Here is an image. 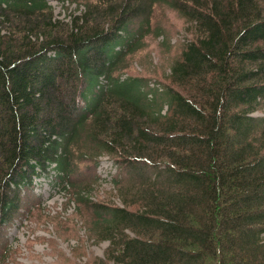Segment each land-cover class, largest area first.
Here are the masks:
<instances>
[{"label":"trees","instance_id":"1","mask_svg":"<svg viewBox=\"0 0 264 264\" xmlns=\"http://www.w3.org/2000/svg\"><path fill=\"white\" fill-rule=\"evenodd\" d=\"M56 1L82 8L64 21L48 0H0V227L32 178L75 185L91 125L138 203L93 204L100 264H264V0ZM157 3L191 31L166 83L115 76L161 35Z\"/></svg>","mask_w":264,"mask_h":264},{"label":"rangeland","instance_id":"2","mask_svg":"<svg viewBox=\"0 0 264 264\" xmlns=\"http://www.w3.org/2000/svg\"><path fill=\"white\" fill-rule=\"evenodd\" d=\"M48 5L54 18L64 21L70 12L82 8L56 0H48ZM151 27L160 30L161 35H146L142 47L126 57L115 76L142 77L150 86L166 83L169 65L179 56L191 31L184 18L163 3L153 5ZM62 97L65 101L66 97ZM91 131V125L83 129L80 142L84 144L74 154L77 166L73 187L63 192L50 176H40L32 178L25 195L21 191L17 215L0 227L3 264H100L107 260L109 241L98 232L100 220L93 215V208L124 206L136 210L138 203L128 204L129 187L119 182L121 173L115 158L99 153Z\"/></svg>","mask_w":264,"mask_h":264}]
</instances>
